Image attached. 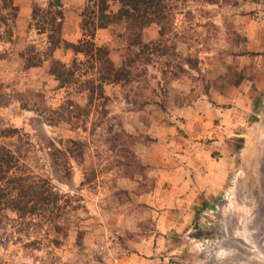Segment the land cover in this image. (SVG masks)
<instances>
[{"label": "rangeland", "instance_id": "obj_1", "mask_svg": "<svg viewBox=\"0 0 264 264\" xmlns=\"http://www.w3.org/2000/svg\"><path fill=\"white\" fill-rule=\"evenodd\" d=\"M232 1L202 4V15L196 11L201 3H190L193 19L186 8L178 14L175 31L182 40L171 39L177 40L176 52L183 56L180 60L162 50L152 55L159 41L157 25L139 31L128 22L115 20L97 30L91 41L95 50L89 57L66 49L54 53L56 60L75 72L72 83L65 87L51 75V59L27 69L23 54L34 50L42 55L47 46L46 36L37 33L31 20L28 26H15L11 42L2 40L0 30V93L10 100L7 107L0 108V131L11 126L20 130L21 138L20 142L0 138V143L14 140L27 152L23 162L28 172L47 179L63 195L59 208L41 216L18 219L12 213L1 215L0 264H123L121 257L130 253L128 243L122 241L126 232L143 234L146 230L142 239L157 231L156 214L133 195L138 193L139 183L149 191L153 177L149 168L131 180L122 177L115 165L110 166V159L116 158L111 154V136L121 131L132 135L136 153L151 145L156 125L168 122L164 113L174 106L210 99L212 92H218L211 88L215 80L230 66L244 72L243 83L250 81L247 96L250 94L252 102L249 111L240 104L237 116L244 136L241 142L236 137L230 140L234 165L227 187L204 200L206 207L203 201L177 210V218L169 221L172 228H181L180 233L171 228L165 235V247L160 245L161 256L151 262L153 257L143 255V264H264V0H238L237 6ZM47 2L37 1L40 5ZM91 4L92 0L63 2L62 36L66 41L83 40L82 14ZM118 9L117 4L110 7L113 14ZM236 33L246 38L242 44L245 58L231 53ZM98 48L105 53L101 61ZM187 57L198 58L197 70L186 64ZM124 65L140 75L137 82L122 87L103 80L105 73ZM179 68L184 75L173 81ZM231 87L220 93L228 95ZM29 90L42 95L44 106L29 99V107L24 109L16 101V92ZM43 109H64V116L72 120L63 123ZM68 140L83 143L71 150ZM238 146H242L239 151ZM122 229L124 235L119 234ZM111 248L117 263L106 259Z\"/></svg>", "mask_w": 264, "mask_h": 264}, {"label": "trees", "instance_id": "obj_2", "mask_svg": "<svg viewBox=\"0 0 264 264\" xmlns=\"http://www.w3.org/2000/svg\"><path fill=\"white\" fill-rule=\"evenodd\" d=\"M193 2L201 3L196 8V11L202 15L204 13L201 7L202 4L218 5L226 2V0H92L91 6L86 7L82 14L80 30L83 40L79 43H70L62 36L65 15L61 0H48L45 5H40L36 2L32 6L30 24L36 29L37 33L46 36L47 46L45 51L41 53L42 55L39 53L36 55L34 50H32L30 55L24 53L22 58L27 69L37 67L48 59H51L50 73L59 82L61 87H65L72 83L75 72L66 64L56 60L54 53L59 49H66L71 50L75 54H83L89 57L95 50V46L91 41L95 38L97 30L105 29L115 20H119L128 22L139 31L149 28L152 25H157L159 28V41L158 46L153 48L152 55H157L162 50L163 54L180 60L183 56L177 54L175 45L176 41H181L182 38L177 36L175 31V19L179 13L183 10L185 11V8L186 10L188 9V12H186L187 15L193 19V12L189 10L190 3ZM238 3V0L232 1V4L235 6ZM112 4L119 6L116 14L110 11ZM18 12L19 8L14 5L13 0H0V30L3 29L4 37L2 40L6 42H11L14 37ZM235 35L238 38L236 39V43H230L231 53L233 55L244 56L245 52L242 50V44L246 42V38L238 33ZM171 37H175L177 40L175 39L174 41ZM97 50V54L101 56V61L104 59L105 53L99 48ZM233 50L240 51L236 53ZM137 58H139V55H137ZM186 59V64L192 67V70H197L198 58L187 57ZM146 62L148 64L149 60L146 59ZM183 70L179 68L178 71L174 72L172 77L173 81L180 79L184 75ZM135 73L132 66L124 65L105 73L106 77L103 80L127 87L131 83L138 81L137 78L140 75H136ZM244 80V72L239 71L236 67L230 66L222 76H219V80H215L211 88L218 90L220 93L222 88L225 89L231 86L238 87ZM130 92H133V90L131 89ZM4 95L7 96L6 94ZM4 95L0 93V108L9 105L10 100H5ZM15 95L16 101L22 103L24 109L29 107L27 103L29 99L31 102L34 100L32 102L34 105L41 103L44 106L42 103V95L38 92L29 90L24 93L16 92ZM101 95L104 97L103 90H101ZM43 111L53 117L56 116L63 123L72 120L66 114L64 116V109H43ZM89 114L90 112H87L88 117ZM51 119L48 121H51ZM0 138L3 140L16 138V141L20 142V130L8 126L0 131ZM134 140L132 135L122 131L119 134L112 135L110 139L112 143H110L112 147L111 154L116 156V158L110 159V166L115 165V168L120 169L119 172L122 173V177L131 180L136 178V173L139 171L145 172L149 169L140 160L135 150H133ZM13 141L11 144L0 143V217L1 215L6 216L7 213H12L17 215L18 219H31L32 217L53 212L54 208H59L63 195L57 192L47 179L28 172L29 169L23 162L27 158V152L26 150L22 151L20 146L16 145V142L14 143ZM238 141L241 142V139H238ZM68 142L71 144V150H73V147L81 148V143H83L81 140H68ZM241 148L242 146H238L237 151ZM153 187L154 184L148 186V190L150 191ZM145 192H148L145 185L139 183L138 193L136 195ZM119 193L121 194L120 191ZM203 205V207H206L208 204L204 201ZM1 225L2 221L0 220V229ZM145 233L146 230L143 231V234L126 232L124 235L125 238H122V241L126 243L129 241H138L142 236L146 235Z\"/></svg>", "mask_w": 264, "mask_h": 264}, {"label": "crops", "instance_id": "obj_3", "mask_svg": "<svg viewBox=\"0 0 264 264\" xmlns=\"http://www.w3.org/2000/svg\"><path fill=\"white\" fill-rule=\"evenodd\" d=\"M37 1L13 0L19 8L16 19L18 29L28 26L32 6ZM61 1L63 3L66 0ZM243 82L238 87H231L233 89L228 95L215 91L211 93L210 99H198L188 106H174L164 113L168 122L156 125L155 141L137 151L138 157L151 170L154 187L143 194L133 195L136 202L148 205L156 214L154 220L157 231H152L151 235L140 241L127 242L130 253L124 254L120 262L143 264L146 260L143 255L153 257L150 261L154 262L162 254L160 245L165 247V235L172 228L169 220L177 218V210L198 205L227 187L234 165V150L230 140L244 136L239 131L237 116L240 104L249 111L252 102L250 94L247 96L251 88L250 81ZM258 87H262V84H258ZM172 229L177 234L181 231L176 225ZM122 231L119 234L124 235L125 230ZM108 251L106 259L117 263L119 260L112 258L116 252L114 248Z\"/></svg>", "mask_w": 264, "mask_h": 264}]
</instances>
